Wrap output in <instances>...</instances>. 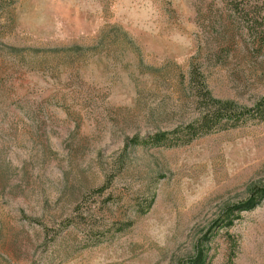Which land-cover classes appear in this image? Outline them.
Instances as JSON below:
<instances>
[{"label": "rangeland", "instance_id": "1", "mask_svg": "<svg viewBox=\"0 0 264 264\" xmlns=\"http://www.w3.org/2000/svg\"><path fill=\"white\" fill-rule=\"evenodd\" d=\"M231 6L0 0V264H264V104L131 141L207 106L192 64L240 109L264 97V0Z\"/></svg>", "mask_w": 264, "mask_h": 264}, {"label": "trees", "instance_id": "2", "mask_svg": "<svg viewBox=\"0 0 264 264\" xmlns=\"http://www.w3.org/2000/svg\"><path fill=\"white\" fill-rule=\"evenodd\" d=\"M231 8L234 11H239L242 9V5L246 4L250 0H231ZM264 37V35H263ZM79 47V46H77ZM76 47V48H77ZM198 69L192 64L190 70L191 78H195L197 81V96L199 100L209 101L207 106L200 112V114L194 119L182 123L171 130H157L154 133L146 136L143 140L139 139V136H133L132 142L143 141L145 143H150L154 145L160 144H171L176 143L174 139H182L183 142L190 141L197 135L207 133L214 129L222 128L225 124L230 121L236 123V119L244 116L246 113L255 114L257 112H263L264 97L257 102V106L238 108L235 101L232 99H224L214 96L211 89L208 88L206 80L203 78H198ZM235 119V120H233ZM257 191L264 195V186H259L256 188Z\"/></svg>", "mask_w": 264, "mask_h": 264}]
</instances>
